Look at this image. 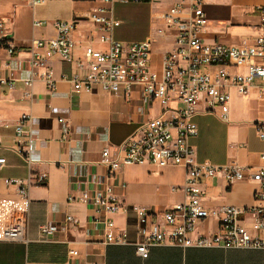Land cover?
<instances>
[{
    "label": "crops",
    "instance_id": "0c3cea01",
    "mask_svg": "<svg viewBox=\"0 0 264 264\" xmlns=\"http://www.w3.org/2000/svg\"><path fill=\"white\" fill-rule=\"evenodd\" d=\"M173 1L113 4V14L120 20L112 30L113 38L124 44L150 39L149 65L158 71L164 55L176 48V29L166 27L160 18ZM98 4L100 0H46L32 6L25 0H0V157L6 158L0 164V230L13 214H24L28 237V241L0 238V264H264V248L159 244L150 247L146 258L137 252L136 243L143 234L131 208H148L153 219L165 227L166 208L186 199V193L178 188L185 183L183 166L124 165L115 176L108 177L109 168L101 162L105 147H109L111 158L122 154L117 146L161 113V104L148 97L142 86L134 85L130 92L111 93L100 88L74 92L68 81L58 78L63 72L71 73L75 66L61 56H48L42 49L58 80L51 89L45 80L35 77L28 89L25 79L32 76L31 42L33 38L55 36V20H75L74 58H82L88 44L96 49L108 48V43L100 40L97 24L87 18ZM262 5L264 0H205L207 22L202 39L207 43L239 44L246 36H254ZM35 19L45 23L34 26ZM260 83L257 80L245 94L232 90L228 121L205 112L204 103L197 106L199 114L194 120L198 132L191 143L198 161L237 164L252 170L264 167V140L255 128V123L264 119ZM169 105L182 104L172 98ZM23 114L31 116L24 127L25 137L30 138V167L14 150L18 146L15 127ZM30 170L34 175L46 173L47 180L31 185L28 196L22 198L8 180L25 179ZM108 183L130 207L128 212L111 215L117 227L128 233L124 244L102 242V229L93 223L97 215L93 204L69 200L84 190L93 194ZM200 186L204 203L210 206L257 203L259 185L252 179L228 183L217 174L202 178ZM68 214L74 216L73 222L67 221ZM251 222L247 214L246 223ZM44 223L58 226L57 232L46 239L40 233ZM218 228L217 220L205 219L198 223L197 232L212 234ZM71 249L79 253L70 255Z\"/></svg>",
    "mask_w": 264,
    "mask_h": 264
},
{
    "label": "built area",
    "instance_id": "2783aa9c",
    "mask_svg": "<svg viewBox=\"0 0 264 264\" xmlns=\"http://www.w3.org/2000/svg\"><path fill=\"white\" fill-rule=\"evenodd\" d=\"M25 1L35 6L46 0ZM117 1L140 0H100V4L87 15L101 31L100 40L108 43L106 50L88 44L83 57L74 58L73 51L77 45L73 36L75 20L57 19L54 21L55 36L33 38L31 42L32 76L25 79V84L31 89L34 78L41 77L51 89L59 79L68 81L74 92H91L100 88L111 93L121 90L130 92L134 85H140L148 97L161 104L159 115L148 119L117 146L122 154L111 158L109 147H105L101 158V162L109 168L108 177L115 176L122 166L132 164L176 165L186 170L185 183L178 187L186 193V199L166 208L163 214L165 227L153 219L148 208H131L138 216L139 231L143 234V239L136 243V250L142 257H148L150 247L159 244L264 248V167L252 170L237 164L217 165L210 160L198 161L191 143V138L198 132L194 118L199 114L197 106L200 103L205 104V112L228 121L233 89L245 94L260 80L259 86L264 91V5L258 8V32L254 36H246L239 44H225L219 41L207 43L201 37L207 22L205 0H174L160 18L166 27L176 29V48L164 55L162 69L158 71L149 65L150 39L124 44L113 38L112 30L120 24L113 14V4ZM44 23L37 19L33 22L34 26ZM42 49L47 50L48 56L58 55L71 62L75 69L71 73H61L57 79ZM8 50L10 53L13 51L12 47ZM41 67L43 71L39 72ZM2 81L5 79L2 78ZM172 98L180 101L181 107H171L169 101ZM30 121L31 116L23 114L17 122L18 146L14 149L29 167L32 162L28 147L30 138L25 137L24 127ZM255 128L264 140V119L257 121ZM5 162L6 158L0 157V164ZM217 174H222L228 183L238 179L256 181L259 185L255 193L257 203L252 206L205 204L201 180ZM46 180V173L34 175L30 170L25 179L11 178L8 182L16 186L22 198H26L31 185L44 184ZM76 199L93 204L97 213L93 223L96 228L102 229V242H127V231L119 229L111 215L128 212L130 207L118 198L111 183L93 194L84 190L77 197H69L71 201ZM247 214L252 218L251 225L246 223ZM66 219L68 222L75 220L71 214ZM205 219L217 220L218 232L198 233L197 225ZM26 225L24 214H13L0 230V238L28 241ZM57 230L58 226L51 223L40 225V233L45 239ZM78 253L76 249L69 250L70 255Z\"/></svg>",
    "mask_w": 264,
    "mask_h": 264
}]
</instances>
